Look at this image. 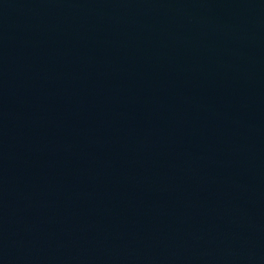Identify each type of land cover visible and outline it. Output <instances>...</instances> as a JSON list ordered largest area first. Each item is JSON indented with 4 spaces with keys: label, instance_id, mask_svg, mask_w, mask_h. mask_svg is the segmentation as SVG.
<instances>
[{
    "label": "water",
    "instance_id": "1",
    "mask_svg": "<svg viewBox=\"0 0 264 264\" xmlns=\"http://www.w3.org/2000/svg\"><path fill=\"white\" fill-rule=\"evenodd\" d=\"M0 264H264V0H0Z\"/></svg>",
    "mask_w": 264,
    "mask_h": 264
}]
</instances>
